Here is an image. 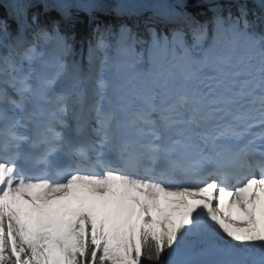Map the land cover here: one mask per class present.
Returning a JSON list of instances; mask_svg holds the SVG:
<instances>
[{
    "label": "snow or ice",
    "instance_id": "6c2138e0",
    "mask_svg": "<svg viewBox=\"0 0 264 264\" xmlns=\"http://www.w3.org/2000/svg\"><path fill=\"white\" fill-rule=\"evenodd\" d=\"M0 264H264V0H0Z\"/></svg>",
    "mask_w": 264,
    "mask_h": 264
},
{
    "label": "trees",
    "instance_id": "16d2710c",
    "mask_svg": "<svg viewBox=\"0 0 264 264\" xmlns=\"http://www.w3.org/2000/svg\"><path fill=\"white\" fill-rule=\"evenodd\" d=\"M86 29H87V21L84 18L82 24L79 26L78 39L85 38Z\"/></svg>",
    "mask_w": 264,
    "mask_h": 264
},
{
    "label": "rangeland",
    "instance_id": "374dc122",
    "mask_svg": "<svg viewBox=\"0 0 264 264\" xmlns=\"http://www.w3.org/2000/svg\"><path fill=\"white\" fill-rule=\"evenodd\" d=\"M87 32H90V31L88 30ZM87 36H88V34L85 35V37H87Z\"/></svg>",
    "mask_w": 264,
    "mask_h": 264
}]
</instances>
